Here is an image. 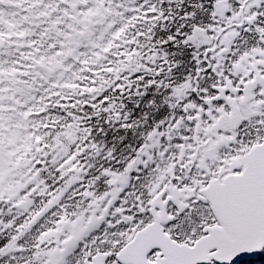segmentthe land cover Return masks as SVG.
<instances>
[{
	"label": "snow or ice",
	"instance_id": "1",
	"mask_svg": "<svg viewBox=\"0 0 264 264\" xmlns=\"http://www.w3.org/2000/svg\"><path fill=\"white\" fill-rule=\"evenodd\" d=\"M264 254V0H0V264Z\"/></svg>",
	"mask_w": 264,
	"mask_h": 264
},
{
	"label": "trees",
	"instance_id": "2",
	"mask_svg": "<svg viewBox=\"0 0 264 264\" xmlns=\"http://www.w3.org/2000/svg\"><path fill=\"white\" fill-rule=\"evenodd\" d=\"M261 264H264V254H260V261Z\"/></svg>",
	"mask_w": 264,
	"mask_h": 264
},
{
	"label": "water",
	"instance_id": "3",
	"mask_svg": "<svg viewBox=\"0 0 264 264\" xmlns=\"http://www.w3.org/2000/svg\"><path fill=\"white\" fill-rule=\"evenodd\" d=\"M256 255H257V253H254L251 257H245L246 259H249V258H254V257H256Z\"/></svg>",
	"mask_w": 264,
	"mask_h": 264
}]
</instances>
